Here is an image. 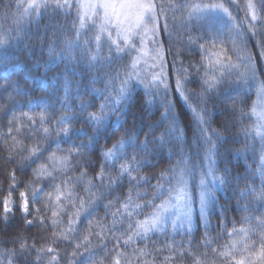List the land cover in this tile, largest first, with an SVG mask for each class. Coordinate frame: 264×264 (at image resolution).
<instances>
[{
  "label": "snow or ice",
  "instance_id": "6c2138e0",
  "mask_svg": "<svg viewBox=\"0 0 264 264\" xmlns=\"http://www.w3.org/2000/svg\"><path fill=\"white\" fill-rule=\"evenodd\" d=\"M13 3L17 27L11 31L0 30V94L4 95L0 117L10 104L19 106L26 102L29 110L17 111L14 108L10 111L7 134L0 132V140L8 147V161L16 169L23 171L31 165L35 167L26 183L18 179L15 170L7 174L8 195L3 200L5 224L9 214L16 210L12 194L18 191V210L22 213L23 222L32 225L39 220L43 225L42 209L35 206L44 203L45 208H51L53 237L58 234L65 240L78 241L71 256L83 257L80 264H104V258L111 252H115V259L110 264H121L122 259L128 264L125 252L117 250L121 241L125 246L143 242V247L132 249L142 264H156L158 254L164 251L168 253L163 257L164 262L173 261L177 255L182 259L187 254L192 256L193 264H213L207 256L208 246L213 243L210 231L212 217L219 205L218 194L224 192L233 180L239 188V180L243 179L245 187L237 197L239 226L234 219L228 229L223 207H220L216 240L224 239L226 234L227 242L212 247L210 251L222 258V264H264V0H258V4L247 0L243 21H238L226 6L236 4V0H209L208 3H178L177 0H6V13L11 12ZM177 9L181 10L179 17ZM57 14L64 21L72 17L71 22L44 25V32L49 27L53 29L47 46L49 59L43 65L37 62L34 67H43L47 71L60 63L65 64V70L69 65L73 69L83 65L92 74L91 80L87 85L77 84L73 89L70 79L63 78L60 83L59 77L53 82L41 78L40 83L45 90L51 89L49 99L33 100L31 93L19 81L10 78L12 71L23 67L13 52L21 47L31 51L27 41L31 39L32 26L40 28L43 17H55ZM257 21H260L259 26ZM245 23L247 29L244 28ZM61 29L62 38L57 44V32ZM249 31L257 37L254 46H250ZM162 34L168 39L161 40ZM176 41L183 42L182 46L189 54L197 49L202 54L199 64L189 61L185 67L178 54L171 63L175 75L174 91L191 113L188 125L183 124L172 99L173 85L165 58V45L171 52ZM225 41L231 45L230 48L225 47ZM217 47L221 51L214 52L215 60L204 55L209 48L215 50ZM253 47L259 49L258 54H253ZM104 49H107V55L103 54ZM77 50L79 56L75 54ZM125 58L126 64L123 63ZM205 59L209 60L207 64L203 63ZM113 64L118 65L114 74ZM192 70L198 76L203 70L200 92L194 97L186 87ZM100 81L104 83L103 89L95 87ZM232 85L236 86L235 95L229 94ZM61 88L62 96L57 95ZM137 88L143 89L142 107L149 116L154 110H162L159 119L148 123L147 131L144 130L143 119L139 123L133 120L131 126L124 127L121 135L108 146L110 137L107 133L110 128L119 132L127 123V110ZM253 91L256 99L248 112L239 106V97ZM88 95L101 101L93 111L89 110L91 101L84 99ZM222 95L223 102L232 107L242 125L243 146L236 149L234 155L246 157L250 151L255 153V145L259 143V166L255 172L239 178H233L227 168L221 172L218 166L220 148L227 140L221 131L212 127L211 113L206 105L213 97L220 99ZM73 100L77 101L75 107ZM193 100L198 103H193ZM57 105L62 115L52 121L55 124L53 136L49 127L44 125L50 121L49 109ZM33 106L41 108L38 115L31 111ZM245 116L252 121L247 127L243 126ZM81 117L83 123L91 127L93 135L88 136L83 127L73 130V121ZM37 118L45 134L43 140L55 142V149L46 154V160L41 156L44 143L39 139L34 140L32 147L21 148L19 145L23 141L13 134L19 133L22 126L28 127L26 122L36 124ZM161 127L163 131L157 135V129ZM186 128L192 131L190 142ZM61 137L73 141L86 137L87 143L83 140L80 144L73 142L65 150L60 146ZM101 138L105 145L98 149L101 163L95 179L99 183H94L85 171L65 179L69 169L86 163L83 158L89 147L95 151ZM165 150L168 152V167L153 175L142 174V170L151 167V161ZM56 172L60 175H55ZM153 179L155 184L151 183ZM44 180L48 181L47 190L41 186ZM125 182L127 195L121 200L113 193ZM20 185L23 190H20ZM30 203L35 207L32 213L29 211ZM69 204L72 210L68 214L67 225L62 226L59 217ZM101 205L105 215H111L112 223L106 229L94 232L95 213ZM81 216L87 221V234L82 240L79 235H73L78 232L76 225ZM199 228L203 229L201 243L204 251L194 255L193 234ZM92 235L97 237L95 244L89 239ZM109 237L116 241L113 249H108L106 241ZM160 238H163V244H159ZM7 243L14 247L0 248V264H14L17 255L15 245H19V254L25 259L35 248V244L29 246L22 234L0 240V244ZM54 251L51 246L36 249L37 260L41 253ZM101 252L104 258L98 261L96 257ZM147 257L152 259H144ZM55 260L53 255L50 264Z\"/></svg>",
  "mask_w": 264,
  "mask_h": 264
},
{
  "label": "trees",
  "instance_id": "16d2710c",
  "mask_svg": "<svg viewBox=\"0 0 264 264\" xmlns=\"http://www.w3.org/2000/svg\"><path fill=\"white\" fill-rule=\"evenodd\" d=\"M178 3H208L209 0H177ZM220 2H223V0H220ZM253 2L258 4V0H253ZM6 3V0H0V30L2 31H11L17 27L14 16L16 14L15 10V4L13 3L11 12H5L4 10V4ZM247 4V0H236V4H226V6L229 7V10L232 12L234 16L237 17L238 21L245 20V12L243 9L245 8ZM259 6V5H258ZM177 16L179 17L181 14V10L177 9ZM264 14V13H262ZM171 16V13L169 14ZM72 17H69L67 21H64L60 14H57L55 17H48L45 16L40 20V28H36L35 26H32L31 31V39L27 42L31 45V51L24 50L22 47L18 51H14L13 54L19 57V60L23 67L21 69H16L11 72L10 78L14 81H19V83L23 86V88L31 93V98L33 100H36L38 98L43 99H49L51 89L45 90V87L39 86V83L36 81V79H45L46 81H55L58 77L60 79V83L63 82V78L70 79L72 82L73 89L77 86V84L81 85L82 87L84 85H87L89 81L91 80V73L83 66L80 65L73 69L71 65L67 67V70H65V64L60 63L58 66L54 65L50 67L47 71L43 68H35L34 65L38 62L41 65H43L48 59L47 54V46L49 43V37L51 36V33L53 31L52 27H49L47 29V32H44V25L49 24L50 22L52 24H63V23H70ZM248 20L251 19L250 16L247 17ZM179 23V21H177ZM257 25H260V21L256 22ZM248 25L247 23L244 24V28L247 29ZM63 30H59L57 32L56 40L57 44H59L61 40V32ZM226 31V29H225ZM41 37H43V40H41ZM248 37L250 40V46H254L256 44L257 37H253L251 31L248 32ZM168 37L166 35L161 36V40H167ZM187 37L185 35V41ZM183 42L176 41L172 45L171 52L167 51V45H165L166 48V54L165 58L168 64L167 71L170 74V82L173 85V92H172V99L175 103L176 110L180 113L181 120L184 125H188L191 121V113L190 111L185 107L184 103L180 100L179 94L175 93L174 91V82H175V75L173 74V70L171 68V63L175 57H177V54L179 55V60L183 61V64L185 67L189 65V61H194L195 63L199 64L201 63V52L197 49L193 51L191 54H189L188 51H186L183 46ZM225 47L230 48L231 45L225 41ZM221 50L219 47H217L215 50H212L209 48V50L204 54L211 60H215L216 56L214 55V52L219 53ZM259 49L253 47V54H258ZM77 56H79V51L75 53ZM104 55H107V49H104ZM231 55V53H229ZM179 60L177 61L179 66ZM209 62L208 59H205L203 61L204 64H207ZM123 63H127V58L123 61ZM262 66H264V62H262ZM118 69L117 64H113L112 71L113 74ZM97 75H102V73H96ZM203 75V70H201L200 75H196L195 71L192 70V75L189 79V82L187 83L186 87L188 91L193 95V97L200 92V78ZM264 79V77H262ZM95 87L98 89L104 88L103 81H100L95 84ZM236 86L232 85L229 88V94L235 95V89ZM57 95H63L62 88L57 91ZM85 100L91 101L92 108H90V111L95 110L99 104L100 100L95 98L94 96L88 95L84 97ZM240 107L244 108L245 111L250 112L251 105L256 99L255 92H249L242 94L240 97ZM26 101L27 98H24ZM4 102V95L0 94V103ZM193 103H198L197 101L193 100ZM73 107L77 104L76 100L72 101ZM144 104V93L142 88H137L136 92L134 94V98L131 102V104L128 107L127 115H126V121L127 123L124 124L119 132H115L114 129L110 128L107 135L110 137L108 141V146H110L112 140L116 137H119L121 133L123 132L124 127H130L133 120H136L138 123L141 122L143 119V123L145 124V131H147L146 125L148 123H155L159 119L160 111L162 110H154L153 113L149 116L147 112L143 109L142 105ZM209 112L211 113L210 116V123L213 128L221 131L223 135L225 136L227 143H225L220 148L221 157L218 160V166L223 172L225 168L229 169L231 176L233 178H239L243 177L249 173L255 172L257 167L260 164L259 160V143L257 142L255 145L256 151L248 152L247 156H235L234 152L236 149H240L243 146V137L240 134V128L241 123H239L236 119L237 114L233 112V109L230 105H227L223 102V95L220 99H216L213 97L211 100H209L208 104L206 105ZM16 109L17 111L23 110L28 111V107L26 102L21 103V105L16 106L14 104L9 105V109L5 112V114L0 117V132H3L4 134H7L8 129V118L10 115V111L12 109ZM59 106L57 105L54 109H49V116L50 121H46L45 125L46 127H49L50 131L52 132V135L55 136V132L53 129H55V124L52 123V121H55L59 119V117L62 115V113L58 110ZM31 111L35 114H39L41 111V108L39 107H33ZM115 120V117H113V121ZM252 121L249 117L245 116L243 118V126L247 127ZM29 126L28 127H21V130L19 133H13L17 136L18 140H22L23 143L19 145V147H32L34 144V140L39 139L42 143H44V152L41 153V156L46 160V154L50 152V150L55 149V142L52 140L44 141V133L43 129L40 126L39 120L37 118L36 124H32L31 122H26ZM73 130H79L81 127H83L84 131L87 132L88 136L93 135L91 127L83 123V117H81L78 120H74L72 123ZM163 131V128L157 129V135L159 132ZM186 134L187 139L189 142L192 139V131L190 128H186ZM141 139H143V134H141ZM83 140L84 143H87L86 137L76 138L74 141L73 139L61 137L60 138V146L61 148L67 150L70 145L74 142L75 144H80ZM11 141H9V144ZM105 145L104 139L101 138L99 140V144L96 146V150H92V146L89 147V152L85 154L84 161L86 163L83 164L82 167L77 166L75 169H69L68 172L65 174L64 178L67 179L68 176H78L81 171H85L87 173V176L93 179L94 183H99L95 179L97 172L99 171L101 158L99 154V147H103ZM8 147L5 145L3 140H0V240H6L10 239L13 236L16 235H24L27 238V243L29 246L32 244H35V248L32 249L30 254H27V259L23 258L19 254V245H15L17 249V255L14 258V264H50L51 257L53 255L56 256L55 261H51V264H80V260L83 259V257L79 258H73L71 256L72 251L75 248V243L78 241L74 240H65L61 238L58 234L54 238L53 237V227L51 224V221L53 219L51 215V208H45L44 203L38 204L35 207H39L42 209L41 215L44 216L45 222L43 225L40 224L39 220H35L32 225H27L23 222L22 219V213L18 210L19 204H20V198H19V192L13 191L12 198L15 202L16 210L9 214L8 222L5 224L3 220V200L8 195V178L7 174L11 171H16L18 179H20L23 182H27L31 178L32 169L35 167V165H31L30 167H26L23 171L16 169L15 165L8 161ZM151 167H145L142 170V174H148L153 175L155 173H158L160 170L165 169L169 165V159H168V152L167 150L164 151L163 154L158 155L156 159L151 161ZM55 175L59 176L60 173L56 172ZM59 183V180L57 181ZM152 184H155L156 181L153 179L151 181ZM257 185L259 184V179L257 177L256 180ZM41 186L44 187L46 190L48 189V181L44 180L41 182ZM245 187V181L243 179L239 180V188L236 187V182L233 180L232 184L224 191L219 193V205L217 208L216 214L212 217V229L210 231V236L213 238V243L208 246V256L207 260L213 262V264H222V258L218 256H214V254L211 253L210 249L212 247H219L223 245L225 242H227V237L225 234V238L222 240H216L217 232H218V225H219V217L220 212L219 208L223 207V215L226 218L228 229L232 226V221L235 219L237 221V226H239V220H240V213L237 210V197L239 194V191ZM20 190H23V186L20 185ZM82 191V189H80ZM235 191V195H234ZM127 195V183L121 185L116 192L113 193V196H120L121 200ZM35 207L30 203L29 205V211L30 213L35 211ZM71 205H67V208L64 210V212L61 213L59 219L62 222V226L67 225V219L68 214L71 211ZM96 220H94L93 223V230L94 232H98L101 230V228H107L111 226L112 223V217L111 215H105V209L101 205L97 208V211L95 213ZM32 216H29V219H31ZM87 227V221L84 216H81L79 222L76 225V228L78 232L73 235H79L80 239L82 240L83 236L87 234L85 231ZM203 237V229L199 228L198 230L194 231L193 234V248H194V255H199L200 252L204 251V246L202 245ZM53 239H55V243H53ZM89 239L95 244L97 237L95 235H92L89 237ZM155 240L156 238L153 237ZM177 239H180L177 237ZM108 244V249H113L116 245V241L113 240L111 237H109V240L106 241ZM159 244H163V238H160ZM48 246H51L55 249L53 253H41L39 260H37V252L36 249L39 248H47ZM14 246L11 243L7 244H0V248L4 249H11ZM134 247H143V242L138 241L136 245H128L125 246L123 242H120L118 251L125 252V255L129 258L128 264H142V260L138 258L137 254H134L132 252V249ZM151 247V245H150ZM79 251V250H77ZM99 251V250H97ZM168 255L167 251H164L160 254H158V259L156 261V264H193V258L190 255L185 254V256L181 259L175 258L173 261L170 262H164L163 257ZM104 258V254L101 252L96 259L99 261L100 259ZM115 259V252H111V254L104 258V264H110L112 260ZM144 259H152L151 257H147ZM121 264H125V260H121Z\"/></svg>",
  "mask_w": 264,
  "mask_h": 264
},
{
  "label": "rangeland",
  "instance_id": "374dc122",
  "mask_svg": "<svg viewBox=\"0 0 264 264\" xmlns=\"http://www.w3.org/2000/svg\"><path fill=\"white\" fill-rule=\"evenodd\" d=\"M146 70V69H145ZM38 81V83H39V86H41V87H44L43 85H41V83H40V81L39 80H37ZM34 107V106H33ZM82 189V188H81ZM226 243V242H225Z\"/></svg>",
  "mask_w": 264,
  "mask_h": 264
}]
</instances>
